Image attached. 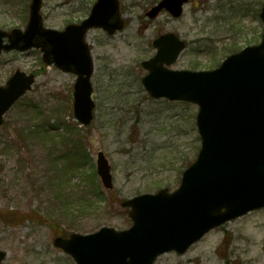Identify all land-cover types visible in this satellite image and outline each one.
Wrapping results in <instances>:
<instances>
[{
  "label": "rangeland",
  "instance_id": "rangeland-1",
  "mask_svg": "<svg viewBox=\"0 0 264 264\" xmlns=\"http://www.w3.org/2000/svg\"><path fill=\"white\" fill-rule=\"evenodd\" d=\"M158 0H119L123 29L108 36L89 30L94 119L74 118L76 76L46 65L39 49L3 52L0 86L15 70L35 75L32 89L0 125V264H76L53 245L56 236L89 234L101 227L131 226L121 202L178 188L196 158L198 107L152 99L141 83V61L152 57V40L172 32L187 43L173 69L211 70L228 55L261 39V25L244 17L242 5L264 0H189L183 14L146 11ZM45 27L81 21L95 0H42ZM30 0H0V29L24 28ZM105 154L113 187L104 188L96 156ZM154 264H264V208L214 228L184 254L160 255Z\"/></svg>",
  "mask_w": 264,
  "mask_h": 264
},
{
  "label": "water",
  "instance_id": "water-1",
  "mask_svg": "<svg viewBox=\"0 0 264 264\" xmlns=\"http://www.w3.org/2000/svg\"><path fill=\"white\" fill-rule=\"evenodd\" d=\"M186 1L161 0L147 15L154 18L166 9L179 17ZM41 4L42 0H31L24 31L0 29V54L39 48L46 64L75 74L74 117L88 125L94 109L93 62L85 34L92 27H103L109 33L122 28L118 0H97L84 20L63 30L43 26ZM261 19V42L228 56L213 70L169 69L166 66L176 61L185 42L173 33L153 40L157 52L142 62L149 71L142 83L155 98L198 105V156L184 170L174 192L161 189L121 203L130 208L132 225L128 229L104 226L89 234L57 236L55 247L76 264H154L159 255L171 251L183 254L215 227L264 208V9ZM33 83V74L16 70L0 86V125L5 112ZM96 166L104 187L112 188L111 167L103 152H98ZM5 255L0 251V261Z\"/></svg>",
  "mask_w": 264,
  "mask_h": 264
},
{
  "label": "flooded vegetation",
  "instance_id": "flooded-vegetation-1",
  "mask_svg": "<svg viewBox=\"0 0 264 264\" xmlns=\"http://www.w3.org/2000/svg\"><path fill=\"white\" fill-rule=\"evenodd\" d=\"M93 4H92L91 8L93 7ZM241 7L243 8L242 10L244 11V17L246 19H249V20H254L255 19L258 23H260L261 29H262V23H261L260 16H261L262 9L264 8V1L261 4H259V5L258 4H254L253 5L252 2H250L248 4L242 5ZM163 13H165V12H163ZM165 14H167V13H165ZM124 25H125V20H122V28L124 27ZM91 30L93 31V28ZM99 30H102L108 36L114 35L116 33L115 32V33L109 34L106 31H104L103 29H99ZM91 50H93V47L91 48ZM145 72L147 73V71H145ZM147 96L152 98L149 94H147Z\"/></svg>",
  "mask_w": 264,
  "mask_h": 264
}]
</instances>
